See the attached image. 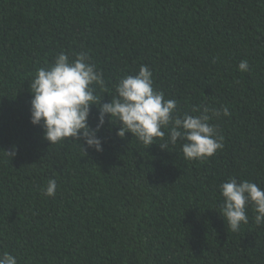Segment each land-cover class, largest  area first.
I'll use <instances>...</instances> for the list:
<instances>
[{"label": "trees", "instance_id": "16d2710c", "mask_svg": "<svg viewBox=\"0 0 264 264\" xmlns=\"http://www.w3.org/2000/svg\"><path fill=\"white\" fill-rule=\"evenodd\" d=\"M61 52L86 53L102 73L97 104L147 65L179 115L227 107L209 121L223 148L186 160L182 142L120 138L107 117L102 151L72 138L51 145L30 122V84ZM97 123L92 105L88 124ZM13 145L10 159L3 150ZM230 178L264 188V0H0V255L18 264H264L254 205L238 231L220 214Z\"/></svg>", "mask_w": 264, "mask_h": 264}, {"label": "clouds", "instance_id": "9594fccd", "mask_svg": "<svg viewBox=\"0 0 264 264\" xmlns=\"http://www.w3.org/2000/svg\"><path fill=\"white\" fill-rule=\"evenodd\" d=\"M238 69L248 71V62L241 61ZM93 84H103L102 73L89 62L86 53L70 59L61 52L50 67L37 70L30 84V122L43 128V138L51 145L72 138L102 151L97 132L105 125L107 117L109 123H119L117 136L120 138L131 133L150 146L157 138L163 139L167 135L161 148L182 142L181 151L186 160H203L223 148V137L209 121L221 114L229 116L228 108H205L196 116L179 115L177 102L165 99L162 92L154 90L152 71L147 65H141L136 75L122 78L115 86L116 97L109 103H96ZM92 105L98 106L95 129L88 124ZM16 151L15 145L11 151L3 150L10 159ZM56 190V180L50 179L44 194L52 197ZM220 193L223 197L220 214L232 231H238L241 223H248L246 208L249 204L254 205L255 223L264 224V188L259 184L230 178L220 185ZM0 264H18V261L14 255L5 252L0 255Z\"/></svg>", "mask_w": 264, "mask_h": 264}]
</instances>
